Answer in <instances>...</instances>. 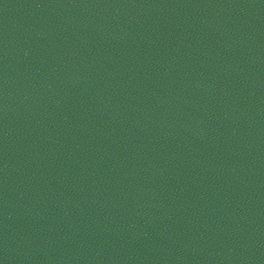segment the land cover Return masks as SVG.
Instances as JSON below:
<instances>
[{
	"label": "water",
	"instance_id": "water-1",
	"mask_svg": "<svg viewBox=\"0 0 264 264\" xmlns=\"http://www.w3.org/2000/svg\"><path fill=\"white\" fill-rule=\"evenodd\" d=\"M0 264H264V0H0Z\"/></svg>",
	"mask_w": 264,
	"mask_h": 264
}]
</instances>
